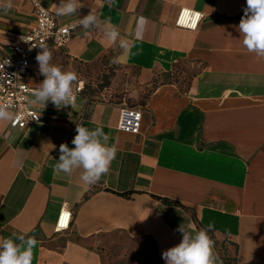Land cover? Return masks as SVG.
Wrapping results in <instances>:
<instances>
[{
  "label": "crops",
  "instance_id": "1",
  "mask_svg": "<svg viewBox=\"0 0 264 264\" xmlns=\"http://www.w3.org/2000/svg\"><path fill=\"white\" fill-rule=\"evenodd\" d=\"M39 2L56 15L59 0ZM110 2L79 0L76 14L58 16L75 26L73 37L47 48L64 70L113 64L117 79L126 73L131 104L143 114L140 132L119 129L124 101L84 92L73 107L41 104L46 120L27 129L0 121V237H34L32 264H96L91 246L103 234L152 240L162 259L181 242V224L194 232L211 222L218 264H264V59L242 45L246 0ZM11 3L0 10V57L35 21L31 2ZM181 8L205 15L197 30L176 26ZM90 13L95 22L84 28ZM113 25L115 41L107 35ZM38 52L28 78L35 88L44 79ZM177 65L178 80L164 81ZM77 124L101 127L117 148L94 185L80 180L82 168L53 171L59 146L74 147ZM63 206L73 219L58 233Z\"/></svg>",
  "mask_w": 264,
  "mask_h": 264
},
{
  "label": "clouds",
  "instance_id": "2",
  "mask_svg": "<svg viewBox=\"0 0 264 264\" xmlns=\"http://www.w3.org/2000/svg\"><path fill=\"white\" fill-rule=\"evenodd\" d=\"M114 3L111 0L109 6ZM244 15L238 25L242 37V45L249 53H256L264 59V0H246ZM11 0H0V10L7 13L12 8ZM79 0H59L56 5L57 16H71L76 14ZM96 17L91 13L82 18V26L88 28L94 24ZM141 19L138 24H143ZM108 38L115 41L119 32L116 26L107 33ZM35 57L39 65V73L44 77L39 86L31 94L33 98L29 104L51 102L56 108L74 106L75 96L73 85L78 76L75 71L62 69L52 62V52L44 46L39 48ZM139 53H137L138 55ZM18 119L15 112L7 105H0V121L14 122ZM76 135L69 148L66 143L59 146V160L54 165L56 174L71 175L75 168H82L80 180L87 185L96 184L103 175L108 173L112 161L116 157L117 148L107 142V135L101 127L89 129L83 124L76 125ZM104 137V142L101 141ZM214 230V224L192 231L181 224L177 231L183 234L181 242L162 253L165 264H218L219 258L215 253L214 240L209 232ZM20 241V243H17ZM37 240L29 236L13 233L12 236L0 237V264H32L33 249ZM222 264V262H220Z\"/></svg>",
  "mask_w": 264,
  "mask_h": 264
},
{
  "label": "built area",
  "instance_id": "3",
  "mask_svg": "<svg viewBox=\"0 0 264 264\" xmlns=\"http://www.w3.org/2000/svg\"><path fill=\"white\" fill-rule=\"evenodd\" d=\"M35 7V21L24 34L16 35V39L8 46V53L0 57V105L9 106L18 119L11 122L12 128L27 129L33 124L46 120L41 104H29L36 89L28 83L31 74L32 59L40 47L61 48L73 37L75 26L62 23L57 15L41 5L39 0H28ZM111 1V0H109ZM205 15L191 8H181L176 26L187 30H197ZM75 102L83 94L85 85L79 81L73 85ZM143 114L136 107L124 101L121 108L119 129L139 134ZM73 212L63 206L56 223V232L63 233L71 228Z\"/></svg>",
  "mask_w": 264,
  "mask_h": 264
},
{
  "label": "rangeland",
  "instance_id": "4",
  "mask_svg": "<svg viewBox=\"0 0 264 264\" xmlns=\"http://www.w3.org/2000/svg\"><path fill=\"white\" fill-rule=\"evenodd\" d=\"M73 71L78 80L84 81V93L94 99L110 98L116 101L131 103L126 73H121L117 79L116 66L83 65L75 63ZM100 255L96 264H164L159 256L155 243L149 239H132L121 232L103 234L91 246Z\"/></svg>",
  "mask_w": 264,
  "mask_h": 264
},
{
  "label": "trees",
  "instance_id": "5",
  "mask_svg": "<svg viewBox=\"0 0 264 264\" xmlns=\"http://www.w3.org/2000/svg\"><path fill=\"white\" fill-rule=\"evenodd\" d=\"M181 74V68L177 65L175 66L174 70L172 72H170L169 74H166V76L164 77V81L167 82H171L174 81L176 82L178 80V75ZM188 79L185 83H187L186 85H188ZM131 106H136L135 104H131ZM137 107V106H136Z\"/></svg>",
  "mask_w": 264,
  "mask_h": 264
}]
</instances>
